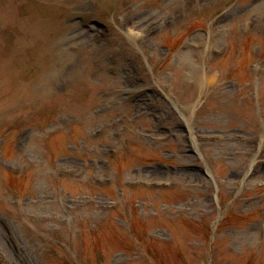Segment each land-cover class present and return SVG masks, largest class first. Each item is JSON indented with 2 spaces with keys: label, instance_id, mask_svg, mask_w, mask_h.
<instances>
[{
  "label": "rangeland",
  "instance_id": "rangeland-1",
  "mask_svg": "<svg viewBox=\"0 0 264 264\" xmlns=\"http://www.w3.org/2000/svg\"><path fill=\"white\" fill-rule=\"evenodd\" d=\"M0 264H264V0H0Z\"/></svg>",
  "mask_w": 264,
  "mask_h": 264
}]
</instances>
